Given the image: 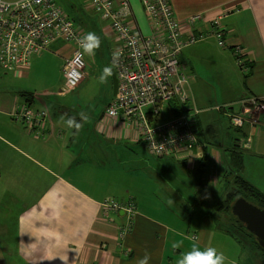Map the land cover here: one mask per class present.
<instances>
[{"label":"crops","instance_id":"obj_1","mask_svg":"<svg viewBox=\"0 0 264 264\" xmlns=\"http://www.w3.org/2000/svg\"><path fill=\"white\" fill-rule=\"evenodd\" d=\"M55 1L72 2V18L82 22L77 24L79 31H94L105 40L114 38L112 54L121 46L110 23L94 12L88 0ZM127 1L133 28L139 35L149 36L151 22L141 1ZM171 3L176 17L183 22L192 20L191 25L184 27V37L194 35L201 40L187 44L180 55L189 76V107L200 112L198 124L202 133L208 135V146L229 154L227 149L240 139L237 130L232 139L226 140L224 149L209 140L219 135L216 132L219 124L229 120L217 112L218 107L229 105L234 114H240L242 103L249 98L264 100V0H171ZM217 29L225 33L227 49L211 37ZM58 42L66 43L63 39L56 40L48 49L34 54L28 67H16L0 79V264H136L134 239L145 220L152 221L151 216H137L132 232L123 241L120 239L117 221L106 218L103 212L109 190L118 187L117 170L106 165L100 156H94L93 150L88 151L92 139L87 138L92 132L105 135L103 141L113 143L115 151H124L126 144L140 143L135 129L102 114L95 130L83 128L78 135H71L59 123L60 116L65 114L58 115L50 109L53 126L50 136L43 139L14 120V114L25 103L19 96L21 93H34L31 107L39 109L50 108V98L68 92L65 79L64 90L59 89V81L41 71L46 57L52 56L58 61V76L59 68L63 73L75 45L66 43L63 53L56 51L59 55L49 53ZM231 47L241 48L244 61L253 63L246 80L241 74L244 71L238 73L235 69V48ZM78 87L83 88L81 84ZM199 87L207 90L212 87L216 92L214 97L205 94L200 99L209 98L203 106L194 93ZM235 100L240 102L238 112L232 107ZM173 115L171 112L168 120ZM251 132L257 133L252 146L257 150L260 144L264 145V119L257 127L245 125L243 133ZM198 138L200 145L194 154L199 157L202 147L208 146L206 140L201 143L200 135ZM227 163L230 166L229 155ZM246 180L264 193V176L259 175L260 183ZM131 197L140 201L135 195ZM150 256L149 264L162 262Z\"/></svg>","mask_w":264,"mask_h":264},{"label":"rangeland","instance_id":"obj_2","mask_svg":"<svg viewBox=\"0 0 264 264\" xmlns=\"http://www.w3.org/2000/svg\"><path fill=\"white\" fill-rule=\"evenodd\" d=\"M71 3V1L64 4L60 2L59 5L76 24L82 23L80 20L72 18ZM101 41V48L95 56H85L84 75L86 78L84 77L85 79L81 83L83 88L78 87L75 92L54 95L49 100L50 109L58 115L62 114L58 109L61 107L68 108L77 120H79L80 112L86 113L89 116V121L84 124L83 128L93 130L99 123L102 114L105 118L108 101L114 97L112 75L108 77L106 83L98 82L102 70L105 67L112 68L111 55L114 38L113 40L102 38ZM66 47V43L58 42L48 52L51 54H55L56 51L63 53ZM57 63L56 58L47 56L41 71L47 77L50 75L55 82L59 81L61 86L59 89L64 90L63 73L59 68L60 76H58ZM234 66L236 71L241 73L235 61ZM194 93L198 97L200 106L205 105L209 98L216 95L215 89L212 87L209 90L199 87ZM205 94L209 98L200 101ZM214 103L216 104V102ZM231 103L238 112L240 102L235 100ZM170 114L169 107L162 108L160 122L167 121ZM263 119L261 118L258 124ZM228 121L224 119V123H220V129L217 128L216 131L219 135L209 140L215 147L224 149L226 140H230L236 135V128ZM248 124L256 127L258 125L247 122L237 128L248 126ZM255 137H257V133L251 132L246 137L248 139L244 148V142L241 144L245 150V167L241 175L246 179H254L256 183H260L259 175L264 176V145L260 144L257 150L254 147L252 149ZM87 138L92 139L90 142L92 147H89L88 151L93 150L94 156H100L106 165L117 170L115 174H118L116 181L118 187L109 190V199L125 201L135 195L140 199L141 215L137 216L141 218L142 214L151 216L152 221L145 220L144 226L141 225V231L134 239L137 246L136 260L141 258L146 250L157 260H162L155 264H174L175 258L179 256L180 252L186 251L188 246L195 241L201 246H212L222 252L226 257L225 264H264V252H260L255 244L248 243L246 248L241 250L233 239L217 229V218H219L220 224L229 225L227 216L220 212L218 214L216 211V206L221 203L233 184L232 175L227 167L229 166L227 163L229 154L211 147L209 165L205 167L204 173L199 175V170L192 159L193 154L186 156L181 152L172 151L164 157H155L147 150L143 142L132 144V146L126 144L124 151L120 149L115 151L113 143L103 141L104 138H107L105 135L101 136L92 132L87 135ZM200 141L205 144V138L201 137ZM193 157L197 158L195 154ZM178 159L187 162L184 161L182 164ZM225 171L228 172V176ZM226 180H228L227 183ZM114 219L119 225L126 222V219L119 217ZM218 227L222 226L218 225ZM194 236H197V239H194ZM253 239L259 241L256 236ZM181 240L183 241L182 247L173 249L172 244Z\"/></svg>","mask_w":264,"mask_h":264},{"label":"built area","instance_id":"obj_3","mask_svg":"<svg viewBox=\"0 0 264 264\" xmlns=\"http://www.w3.org/2000/svg\"><path fill=\"white\" fill-rule=\"evenodd\" d=\"M88 1L102 20L110 23L121 43L111 56L118 89L106 109L107 117L134 128L154 156L177 149L190 154L199 144L193 118L183 115L164 122L158 120L162 106L174 97L182 102L190 101L189 76L180 55L187 44L201 41L199 36L184 37V27L191 25L192 20L183 22L176 17L171 0H140L152 27L150 35L144 37L130 22L127 0ZM81 36L78 26L67 20L53 0H0V72L28 67L34 54L63 39L76 45L72 58L63 68L65 87L71 92L85 77L84 57L77 58ZM211 37L221 48L228 46L222 30L212 31ZM234 51L240 68L246 63L245 55L239 47ZM242 104L241 113L232 116L234 126L241 127L247 122L258 124L264 118V100L249 98ZM105 207L107 213H116L120 206L106 202Z\"/></svg>","mask_w":264,"mask_h":264},{"label":"trees","instance_id":"obj_4","mask_svg":"<svg viewBox=\"0 0 264 264\" xmlns=\"http://www.w3.org/2000/svg\"><path fill=\"white\" fill-rule=\"evenodd\" d=\"M53 1L60 8L62 13L67 18V20H70L71 22L74 23L75 26H78L70 18L69 15H66L64 13V10L60 7V5L57 4L55 0H53ZM80 33L82 36L85 34V32H82V31H80ZM66 43H69V42H66ZM70 44H74V43H70ZM234 48L235 47H231V49H234ZM75 49H76V45H75L74 51H75ZM73 54H74V52H73ZM72 56H71V58H72ZM84 61H85V56H84ZM65 64H64V66H65ZM252 68H253L252 62H246L245 65H243L239 68L240 71H242V72L244 71L242 74L244 75L245 80L251 75ZM4 73H5V71L0 72V79ZM63 76H64V74H63ZM75 90L76 89H74L73 91H75ZM19 96H21L25 99V103L14 114L15 122L20 123L24 127L25 130H27L28 132L34 133L36 136H38L40 138H43V139L48 138L50 136L51 128L53 126L52 112L50 111V108L43 107V108L37 109V108L31 107L33 104L34 97H35L34 93H21ZM189 104H190V101L182 102V100L179 97H174L172 101H170L167 104L165 103L162 106V108L169 107V109H171V112L174 113L173 117H179V116L187 115L190 118H193V120L197 126L198 136L200 135L202 138H205V140L207 141L208 135L205 132L202 133V126L200 124H198L199 122H198L197 116L199 115L200 112H198V110H194L193 106L189 107ZM162 108H161V110H162ZM58 109L62 113H64L65 116H68V117L74 116L73 113H71L68 108L61 107ZM217 109H218L217 110L218 113H220L222 115L224 114L223 115V116H225L224 118L229 119V121L231 122V119H232L234 112L229 109V105H224V106L222 105L221 107H218ZM161 110H160V113H161ZM160 116H161V114H160ZM234 127L236 128L237 132L239 133L240 139L239 140L236 139V141H234L233 145L227 149V151L229 150V158H230V166H229L228 170H229V173L232 175L233 184H232L231 190L227 192V194L225 195V197L221 201V203L216 206V211L218 212V214L220 212L221 214H225L227 216L226 219H227L229 225L226 226V225L220 224L219 218H217L216 219L217 229H219L221 232H223L228 237L233 239L241 250L245 249L248 243H251V244H255V247L260 252H264V249L260 246L259 241L257 242L253 239L255 237L254 234L249 232L247 230L245 224H243L241 221H239V219L232 212L233 203L236 201V199H238L240 197H243L247 201L257 205L258 207H260L262 209H264V193L259 188H257L253 184H251V182L246 180L241 175V173L243 172L244 167H245V162H244L245 150L243 148L245 147L246 140L248 139V138L246 139L248 134L243 133V128L245 126L242 128H237L236 126H234ZM207 131H209V129ZM137 141H139L140 143L143 142L141 139H138ZM243 142H244V144H243V148H242L241 144ZM208 144L209 143L207 141L206 145L208 146ZM199 145L200 144H198L196 146V148ZM195 149L191 150L190 154L181 152L182 150H178V149L173 150V152H181L186 156H191V154H193V156H194V153L196 154ZM202 149H203V153L201 154V156L198 157L196 155L197 158H194L192 156V159H193V161H195V165L197 166V168L199 170V175H202L204 173L205 167H208L209 162H210V158H209L210 147L208 146V148H207L206 146H203ZM147 150H148V148H147ZM166 155L167 154H164L162 156H155V157H164ZM208 158H209V160L207 161ZM178 161H180L182 164H184V161H186V160L178 159ZM227 171H226V175L228 176ZM225 182L227 183L228 180H226ZM106 202L116 203L120 207L117 209L116 213H107V208L105 207ZM139 209H140L139 200L135 199L134 197H130L128 200H125V201L118 200L115 198H113V199L108 198L107 200H105L103 202V212H104V216L106 218L114 219L115 217H119L121 219H126V222L124 224L123 223L120 225L117 224L118 225V232L120 234L119 237L122 239H124L129 233L132 232L134 225H135L134 223L136 221V217L138 215V211H140ZM218 225H221L222 227H218ZM194 239H197V236H194Z\"/></svg>","mask_w":264,"mask_h":264},{"label":"clouds","instance_id":"obj_5","mask_svg":"<svg viewBox=\"0 0 264 264\" xmlns=\"http://www.w3.org/2000/svg\"><path fill=\"white\" fill-rule=\"evenodd\" d=\"M101 38L94 31H87L78 39V47L80 49L78 59L84 56L93 57L101 48ZM112 75V68L105 67L98 78L100 84L107 82L108 77ZM79 120L75 116L67 117L61 115L59 123L66 129L70 130L71 135H78L84 127V124L89 121V116L80 112ZM183 245V241H177L172 244L173 249H179ZM151 259L150 254L145 250L144 255L138 258L136 264H149ZM226 257L222 252H219L212 246H201L198 242H192L186 251L180 252L179 256L175 258L174 264H225Z\"/></svg>","mask_w":264,"mask_h":264},{"label":"water","instance_id":"obj_6","mask_svg":"<svg viewBox=\"0 0 264 264\" xmlns=\"http://www.w3.org/2000/svg\"><path fill=\"white\" fill-rule=\"evenodd\" d=\"M112 80L113 95L115 97L118 89V79L114 69H112ZM232 212L239 221L245 224L247 230L258 238L260 246L264 249V209L240 197L233 203Z\"/></svg>","mask_w":264,"mask_h":264}]
</instances>
